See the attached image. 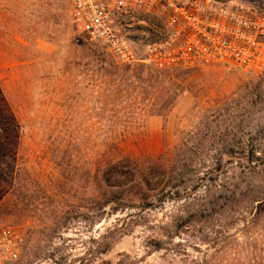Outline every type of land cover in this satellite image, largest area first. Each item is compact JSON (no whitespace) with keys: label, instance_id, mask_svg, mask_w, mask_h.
Returning a JSON list of instances; mask_svg holds the SVG:
<instances>
[{"label":"rangeland","instance_id":"1","mask_svg":"<svg viewBox=\"0 0 264 264\" xmlns=\"http://www.w3.org/2000/svg\"><path fill=\"white\" fill-rule=\"evenodd\" d=\"M69 1L0 0L3 264H264V70L121 64Z\"/></svg>","mask_w":264,"mask_h":264},{"label":"built area","instance_id":"2","mask_svg":"<svg viewBox=\"0 0 264 264\" xmlns=\"http://www.w3.org/2000/svg\"><path fill=\"white\" fill-rule=\"evenodd\" d=\"M77 33L124 65L264 70V0H70ZM0 239V264L17 257Z\"/></svg>","mask_w":264,"mask_h":264},{"label":"trees","instance_id":"3","mask_svg":"<svg viewBox=\"0 0 264 264\" xmlns=\"http://www.w3.org/2000/svg\"><path fill=\"white\" fill-rule=\"evenodd\" d=\"M12 119H13L12 116H10L9 112L7 111L5 100H4V98L2 96V92L0 90V147L3 146L2 145L3 143H5L3 140H6V138L11 134V132H13V130H17L16 126L14 125V123L12 121ZM237 149H239L240 155H241L244 148L243 147H239ZM254 152L255 151H253V148H251V150H249V158H248V160L251 163L254 162L255 165H256L259 161L262 162L263 160H260L259 158H257V156L254 155L255 154ZM236 154H237V152H236ZM222 155H226V153L225 154L222 153ZM158 167L160 169H162L160 165L157 166V164L155 162H153V163H151L150 166H148L146 171L148 170V172H150V171H152L154 169L157 171ZM124 168L128 169L129 170L128 172H130L133 176H134V174L136 172L139 171L137 166H136V164L132 163L129 158H124L122 160H118L117 162H109L107 164L106 170H109V172H110L109 175L115 176L117 181H118V178L120 176H122L120 174L121 173V169L123 170ZM213 171H215V170H213ZM138 180H139V182L142 183V185H144L146 191H150L151 190L149 188L150 185L148 184V182H146L144 180V177L143 178H138ZM117 181L114 182V184H108L107 185V181L105 180V184L109 188L119 187L120 186V182L119 181L117 182ZM263 198H264V195H263ZM263 200L264 199H261V201H263ZM259 205H260L259 208L264 206V201L261 202ZM256 218L253 220V222H255Z\"/></svg>","mask_w":264,"mask_h":264}]
</instances>
